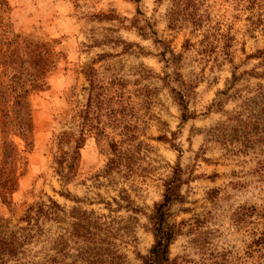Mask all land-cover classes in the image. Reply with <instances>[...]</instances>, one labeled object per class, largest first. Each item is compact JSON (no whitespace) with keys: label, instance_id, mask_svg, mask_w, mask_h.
Wrapping results in <instances>:
<instances>
[{"label":"rangeland","instance_id":"obj_1","mask_svg":"<svg viewBox=\"0 0 264 264\" xmlns=\"http://www.w3.org/2000/svg\"><path fill=\"white\" fill-rule=\"evenodd\" d=\"M262 49L264 0H0L2 264H90L89 210L139 264L175 166L169 264H264Z\"/></svg>","mask_w":264,"mask_h":264},{"label":"trees","instance_id":"obj_2","mask_svg":"<svg viewBox=\"0 0 264 264\" xmlns=\"http://www.w3.org/2000/svg\"><path fill=\"white\" fill-rule=\"evenodd\" d=\"M255 57H261L264 62V49L257 51ZM251 75V73H247ZM238 80V76L231 75V81ZM232 84V82H230ZM257 91L251 99L255 104L260 106V111L264 112V85H258ZM19 95L15 96V100ZM179 105L181 103H178ZM184 108L183 105H181ZM74 146V148H76ZM5 157V156H4ZM112 159L106 164L104 171L111 169ZM61 160L56 159L59 165ZM70 169L74 167V163L68 165ZM180 170L178 166L172 169L171 174L163 181V191L160 201L156 202L150 213L147 215V230L152 236V243L144 254L137 255L139 264H169V245L179 233V225L172 219L170 211L171 204L180 199L179 187L181 184ZM52 205H32L24 211L22 220L29 223V220L36 219L39 214H47V208ZM56 206V205H55ZM132 212H135L134 207L125 206ZM78 212V211H77ZM93 212L79 211L76 213L75 221L71 224L72 233L75 237H82L89 247L83 251L89 252L88 256L94 258L90 264H125V255L119 251L118 247L111 241L114 236L121 232L126 235L130 233L131 226L124 223L123 220L112 223L99 221L98 216H91ZM26 227H20L24 230ZM6 231H0V264L6 261L7 258L14 256L18 245H20V237L16 236L13 231H9V235H5ZM26 237V234L22 239ZM99 237V238H96ZM89 264V262H88Z\"/></svg>","mask_w":264,"mask_h":264}]
</instances>
